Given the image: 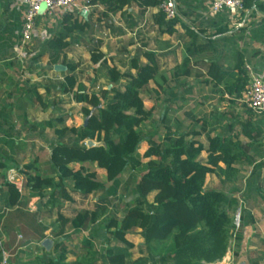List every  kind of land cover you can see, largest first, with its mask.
<instances>
[{
    "label": "crops",
    "instance_id": "1",
    "mask_svg": "<svg viewBox=\"0 0 264 264\" xmlns=\"http://www.w3.org/2000/svg\"><path fill=\"white\" fill-rule=\"evenodd\" d=\"M0 2L3 6L10 4V10H15L19 21H22L24 9L20 0ZM173 2L177 22L170 28L172 33H168L166 26L156 25L154 17L159 12L158 8L140 9L136 0H129L123 9L114 12L97 3L85 17L81 16V11L58 12L50 19L38 17L31 41L26 45L21 44L19 25L20 30H17L15 21L9 19L8 13L2 14L4 8H0V215L4 222L7 221L0 223V264H46L45 257L53 258L58 254L54 251L56 241L66 247L65 263H73L77 258L69 250V245L74 244L73 239L76 243L78 241L76 234L66 227L60 238L54 239L49 235L55 226H49L47 222L57 216V211L51 209L47 198L39 199L25 178L26 174L54 177L49 161L51 150L57 143L55 129L62 126L49 128L45 124L65 117L66 128H78L72 122V117H76L74 111L81 112L84 106L77 103L73 95L62 93L59 88L63 83L62 74L47 71L49 53L42 46L60 30L64 15L75 13L79 23L87 21L90 27L82 33L72 34L68 39L69 47L59 55L61 59L67 57L69 61L72 59L76 62V56L84 46L90 47L87 49L89 61V54L97 47L108 58L109 65L125 73L132 58L138 57L142 64H146L143 55L152 53L158 61V82L161 84V88L153 84V93L158 90H167L170 94L181 91V98L185 100L188 94L205 86L230 100L223 93L222 86L214 88L209 81L207 67L210 63H215L220 70L234 72L241 61V68L246 73L249 68L253 76L264 82V0H260L259 6H253L234 19L227 12L210 14L208 0ZM237 23L241 26H237ZM224 28L225 32L222 31ZM188 32H200V35L193 40ZM36 41L43 50L36 49ZM204 42L211 44L208 51L195 53V46ZM81 44L83 46H79ZM42 60H45L44 64L40 63ZM184 60L186 66L182 67ZM117 64L123 69H119ZM187 67L191 69L189 75L176 76L181 75ZM91 70L92 76L86 82L77 77L78 67L75 72L77 83L82 84L88 94L96 93L98 87L93 88L94 84L102 80L98 76V68L92 66ZM104 78L107 80V77ZM161 78L166 81L163 82ZM110 88L109 84L105 87ZM174 100L167 99L168 103ZM234 105L236 102L224 103L223 111L214 117L197 118L187 113L183 122H171L166 118L169 110H165L159 123H163L164 127L169 126L175 133H189L190 137L198 132V137L194 139L205 150L206 135L239 144L247 160L235 164L238 171L236 179L222 182L214 175H207L205 180L206 190L221 191L237 202L229 216L233 218L239 212L241 220L239 247L233 242L224 259L216 264H264V113L244 111ZM226 108H234L235 112H224ZM246 123L249 126L244 129ZM182 126H185L184 130ZM194 126L199 127L196 129ZM206 156L204 152L200 158L205 159ZM90 166L84 165L85 168ZM5 182L13 184L20 194L15 208L4 207ZM76 196L71 194L72 203H63L60 212L64 217L74 216L68 214V209L72 211ZM23 222L30 223L27 225ZM42 235L45 237L40 240L39 236ZM22 239L25 241L22 242Z\"/></svg>",
    "mask_w": 264,
    "mask_h": 264
},
{
    "label": "trees",
    "instance_id": "2",
    "mask_svg": "<svg viewBox=\"0 0 264 264\" xmlns=\"http://www.w3.org/2000/svg\"><path fill=\"white\" fill-rule=\"evenodd\" d=\"M128 1L91 0L90 5L98 3L114 12L123 9ZM136 3L140 9L158 8L161 0H136ZM259 3L260 0H242L243 11H249L253 6H259ZM0 8L3 9L2 14L8 13L9 19L15 21V26L21 28L22 21H19L15 10H10V4L3 6L0 2ZM154 21L158 26H166L168 33H172L170 28L177 22V17L167 20L159 11ZM60 26L53 39L44 45L52 64L49 67L51 71L58 64L60 53L69 47L68 39L72 34L84 32L90 24L87 21L79 23L75 13H68L63 16ZM19 27L17 30H20ZM222 31L225 32V28ZM188 33L193 40L200 35V32ZM210 46V42H204L195 46L194 52L205 53ZM143 57L146 64L134 57L129 61L128 72L124 73L109 65L108 58L94 47L89 54V61L94 68L106 71L111 88L90 94L82 84L77 83V66L66 62L65 57L61 59L59 64L66 67V72L60 73L63 83L59 88L62 93L73 95L77 103L84 105L81 114L84 121L89 118L88 123L84 126L83 122L78 128H66L65 117L47 122L45 126L49 128L62 126L55 129L57 143L51 150L49 161L54 177L41 178L26 174V181L39 199L47 198L51 209L56 208L59 225L51 231L52 237L57 239L63 236L66 227L74 234L88 233L82 242L85 256L77 257L70 264H96L97 259L101 260V264L219 263L230 251L233 242L239 247L241 223L235 231L233 218L229 216L237 202L221 191L206 190L205 180L207 175H214L222 182L234 181L238 174L235 164L247 158L238 143L206 135L205 150L194 139L198 137V132L190 137L189 133L173 132L167 125L161 141L143 137L138 128L151 116L152 111L144 109L139 93L150 82L161 88L156 56L145 53ZM185 63L186 60L182 67ZM241 63L238 62L234 72L220 70L215 63L207 67V76L213 87L222 86L223 93L232 104L241 97L249 79ZM190 73L191 69L187 67L181 75L176 76ZM161 80L166 81L165 78ZM248 126L246 123L243 128ZM87 141L94 142L96 146L88 148ZM143 143L146 149L140 157L146 160L145 164L137 156ZM204 152L207 156L201 159ZM86 164H95L104 173V182L98 180L95 171L85 168ZM141 169V176L133 190L134 205L127 206L121 218L108 213L111 200L117 197L121 188L120 178L126 172ZM4 187V207L15 208L20 199L18 190L6 182ZM71 194L79 195L82 199L100 195L93 210L84 209L72 218H66L60 211L63 203L73 202ZM6 222L0 215V223ZM23 223L28 225L30 222ZM133 231L138 232L146 249V254L141 251L136 259L130 252L134 244L127 239ZM39 237L42 240L45 236ZM92 241L95 244L102 243V252L93 249ZM111 242L115 244L111 245ZM54 251L58 253L57 256L45 257V263L67 264L65 245L56 241ZM1 259L0 251V262Z\"/></svg>",
    "mask_w": 264,
    "mask_h": 264
},
{
    "label": "rangeland",
    "instance_id": "3",
    "mask_svg": "<svg viewBox=\"0 0 264 264\" xmlns=\"http://www.w3.org/2000/svg\"><path fill=\"white\" fill-rule=\"evenodd\" d=\"M32 43V42H31ZM34 43V42H33ZM36 49L38 51L43 50L41 44H39L36 41V44L34 43ZM79 46H83L82 44ZM90 47L86 48L83 46V48H80V54L76 56V62L71 59L69 61L67 57L65 58L66 62H75V64L78 67V75L77 77L80 78L81 81H87V78L92 76V65L90 61H88V52L87 49L89 50ZM61 62V58L58 60V64ZM41 64L45 63V60L40 61ZM50 58H48L47 62V71L48 73H52L49 69L51 66ZM118 65V64H117ZM118 68L120 69L121 66L118 65ZM123 69V67L121 68ZM56 73V72H55ZM98 76L102 78L99 82L94 84L93 88L98 87L95 92H98L101 89H105L106 85L108 84V81L103 77L105 76V70L99 69L97 72ZM53 74V73H52ZM60 74V73H58ZM76 74V73H75ZM50 75V74H49ZM91 78V77H90ZM85 81V82H86ZM154 83L150 82L146 89L142 90L139 95L141 96L143 100V105L145 109H149L152 111L151 116L147 119L144 120L139 128L138 131L143 137H149L156 142L161 141V138L164 134V124L159 123V118L164 114L165 110H169V113L166 114V118L171 120V122H174V120H180L182 121L185 118V114L190 113L193 116L198 117H203L206 118L207 116L214 117L219 111H223L224 103H228L229 100L225 99L223 95H221L220 92H214L211 91V88H206L205 86L199 87L196 89V91L191 92V94L187 95L185 97V100H182L181 98V91H178V93H172L170 94L167 90L162 91L158 90L157 93H153L154 90L152 89V86ZM173 95V96H171ZM170 96V97H169ZM185 96V95H184ZM175 99L172 102L167 101V99ZM245 111V107L241 105L238 101H236V105H234ZM244 107V108H243ZM168 108V109H167ZM213 108V109H212ZM217 108V109H216ZM75 110V109H74ZM217 110V111H216ZM226 111L224 112H229V113H234L235 109L230 108V109H225ZM76 112V117H72V122L76 124L77 127L81 126L84 122V116L81 114L80 110L74 111ZM183 122V121H182ZM186 126V125H185ZM185 126H182V129L184 130ZM174 128L175 125H172ZM196 129H198L199 126H194ZM189 129V127H186ZM173 130V129H172ZM146 149V144L143 143L139 150L137 151V156L140 158L142 164H145L146 160L142 159L140 156L143 154V152ZM89 171H95L97 174V178L99 181L104 182V173L97 169L95 164L91 165L90 167L87 168ZM142 173V169L138 170L136 172H126L121 178H120V183H121V188L119 189L117 193V197L115 199H112L111 205L108 207V213L114 214L117 216V218H121L124 209L127 206H133L134 205V187L135 184L138 182V179L140 178ZM126 185V186H125ZM106 186H109L108 184ZM75 195V194H73ZM98 195H90L85 199H82L79 195L76 196V203L72 208L68 209V214L69 215H74L77 212L81 210H93L95 207V202L97 200ZM151 197H149L150 200ZM63 206V205H62ZM56 209V208H55ZM62 209V208H61ZM49 226H55L53 228L56 230L58 228V223L56 221V217L53 219H50L49 222H47ZM69 229V227H67ZM70 230V229H69ZM50 233L49 235L52 237ZM88 236L87 232H81L75 235V239L77 238V243L76 240L73 239V246L69 245V250L72 251L74 254L73 257H79L81 258L82 256H85V249H83V238H86ZM54 238V237H52ZM56 239V238H54ZM127 239L134 244V248L130 251L133 259H136L140 256V252L143 251L146 254V249L144 248L142 244V240L140 239L138 232L133 231L131 232L128 236ZM22 242L25 241V239L21 240ZM93 245V249L96 250L97 252H102V243L100 244H95L93 241L91 242ZM71 244V243H68ZM115 244L114 242H111V245ZM96 264H101V260L97 259Z\"/></svg>",
    "mask_w": 264,
    "mask_h": 264
},
{
    "label": "built area",
    "instance_id": "4",
    "mask_svg": "<svg viewBox=\"0 0 264 264\" xmlns=\"http://www.w3.org/2000/svg\"><path fill=\"white\" fill-rule=\"evenodd\" d=\"M91 0H20L23 7L22 26L20 30V41L26 45L31 41L35 20L38 17L52 18L62 11H84L91 9ZM210 14L227 12L234 19L243 11L242 0H208ZM158 10L165 15L167 20L177 17V10L173 0H161ZM237 26H241L237 23ZM248 83L245 86L241 97L237 100L247 110L256 113H264V82L253 76L248 69ZM1 214V205H0ZM240 213L233 215V226L235 231L240 228Z\"/></svg>",
    "mask_w": 264,
    "mask_h": 264
},
{
    "label": "water",
    "instance_id": "5",
    "mask_svg": "<svg viewBox=\"0 0 264 264\" xmlns=\"http://www.w3.org/2000/svg\"><path fill=\"white\" fill-rule=\"evenodd\" d=\"M85 15H86V12L81 11V16H82V17H85ZM53 71L56 72V73H64V72H66V67L63 66V65H55V66L53 67ZM88 119H89V118L85 119V121H84V126L87 125V123H88ZM86 145L88 146V148H91V147H93V146H96V144H95L94 142H92V141H87ZM45 244H48V242H45Z\"/></svg>",
    "mask_w": 264,
    "mask_h": 264
}]
</instances>
